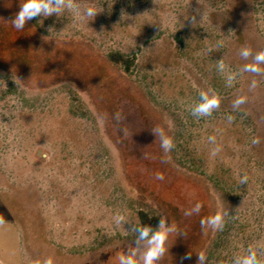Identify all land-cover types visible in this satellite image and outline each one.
Returning <instances> with one entry per match:
<instances>
[{
    "label": "rangeland",
    "instance_id": "374dc122",
    "mask_svg": "<svg viewBox=\"0 0 264 264\" xmlns=\"http://www.w3.org/2000/svg\"><path fill=\"white\" fill-rule=\"evenodd\" d=\"M20 3L0 0V264H118L141 211L174 229L157 264H233L249 248L264 261V71L240 55L264 51V0H76L97 15L18 31ZM112 53L135 59L130 73ZM209 90L219 108L194 117Z\"/></svg>",
    "mask_w": 264,
    "mask_h": 264
},
{
    "label": "clouds",
    "instance_id": "9594fccd",
    "mask_svg": "<svg viewBox=\"0 0 264 264\" xmlns=\"http://www.w3.org/2000/svg\"><path fill=\"white\" fill-rule=\"evenodd\" d=\"M72 12L77 16L83 15L84 17H88L93 19L97 15V11L94 7H87L83 13L80 12L79 5L76 3V0H21L20 10L15 15V18L11 21L13 27L22 31L25 28V25L28 21L34 20L38 17H50L53 15L61 16L64 12ZM191 22L196 24V17H191ZM213 49H209V52ZM240 55L245 60H248L250 57L252 58V62L244 65L242 71L251 72L254 74H261L262 70L259 65L264 64V51L257 52L253 55L251 48L245 47L241 49ZM219 70L223 71L225 68L223 59L218 61ZM234 79L233 75L228 77L229 83ZM256 81L252 82V87H255ZM221 99L218 94L214 91H201L199 94V102L196 103L192 109L191 114L194 117H206L212 115L213 111L219 108ZM244 103L243 98H239L235 101L234 107H238L240 104ZM232 117H229L231 120ZM154 132H159L161 135V147L165 151H169L174 147V143L171 138L168 136H164L163 131L159 128L153 129ZM212 139V138H210ZM253 143H259L258 140H254ZM219 151V149H216ZM40 157L43 159H47V154L43 151L40 154ZM157 179H163L162 174H158ZM248 181L247 175H244L240 178L239 183L241 185L246 184ZM201 208L200 204L195 205V210L199 213ZM225 214H217L215 216L209 217L206 220H201L202 229H207L208 227L215 229H222L224 223V215ZM124 220L123 215L118 217V222H122ZM5 221L3 218H0V225H2ZM134 231L138 233L136 239V249L129 251L127 254H118V264H137V249L141 247V242L147 241V248L143 251L142 256V264H157V262L165 255L168 249L165 247L170 233L174 231L173 228H169L166 225V221L164 218L159 220V224L157 228H152L150 226H137L134 228ZM197 264H205L206 256L204 253H199ZM191 259V253L186 254L181 260ZM38 264H53V260L51 257L44 259L42 262H38ZM233 264H264V261H261L257 252L248 249V254L243 258H238L233 261Z\"/></svg>",
    "mask_w": 264,
    "mask_h": 264
},
{
    "label": "trees",
    "instance_id": "16d2710c",
    "mask_svg": "<svg viewBox=\"0 0 264 264\" xmlns=\"http://www.w3.org/2000/svg\"><path fill=\"white\" fill-rule=\"evenodd\" d=\"M109 60L113 63V64H117V65H122L124 67V70L128 73H130L131 68L134 64V58H129L127 56H124L121 53H112L109 56ZM139 218H140V222L142 224V226H150L153 227V224L150 221V217L149 214L146 212L141 211L139 213Z\"/></svg>",
    "mask_w": 264,
    "mask_h": 264
}]
</instances>
